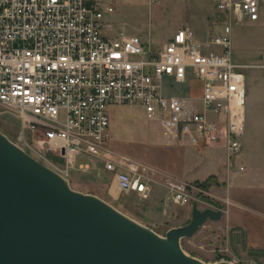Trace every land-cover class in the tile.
<instances>
[{
    "label": "built area",
    "instance_id": "built-area-1",
    "mask_svg": "<svg viewBox=\"0 0 264 264\" xmlns=\"http://www.w3.org/2000/svg\"><path fill=\"white\" fill-rule=\"evenodd\" d=\"M260 13V0H217L219 33L198 42L182 28L153 50L138 36L101 35L103 13L87 0H0V106L19 122L13 144L48 165L56 159L62 178L89 170L80 157L99 161L121 195L146 202L156 173L106 145L108 106L139 105L169 141L195 149L222 144L230 162L242 150L244 71L264 74V53L256 65L233 62L230 36ZM188 74L200 83L198 98L163 95L165 79L184 84ZM163 185L166 202L179 207L207 194L172 178Z\"/></svg>",
    "mask_w": 264,
    "mask_h": 264
},
{
    "label": "rangeland",
    "instance_id": "rangeland-1",
    "mask_svg": "<svg viewBox=\"0 0 264 264\" xmlns=\"http://www.w3.org/2000/svg\"><path fill=\"white\" fill-rule=\"evenodd\" d=\"M87 1L97 5L103 13L101 35L106 37H114L117 34L138 36L143 41H148L153 50L162 49L175 32L182 28L190 29L193 39L202 42L214 36L215 32L217 34L219 30L217 26L221 25L218 15L215 13L207 14V21L203 19L204 14L199 13L201 6L197 3L201 0H162L153 5H150L148 0ZM108 6L113 7L112 14L105 12ZM260 7L264 20V0H260ZM230 39L233 62L259 64L261 55L264 53V25H251L244 21L242 24L232 27ZM244 74V130L241 137L243 149L239 156L230 160L229 170L231 173H237L239 166H242L253 171L252 173H238L231 187L248 185L260 188L264 186V74L259 69L245 70ZM194 80L197 81L191 74H188L184 84L171 82L169 93L197 96L198 86ZM107 114L109 138L106 145L108 148L151 168L158 175H160L158 167L167 168L181 177L183 181H191L185 183L194 184L195 180L199 183L204 182L203 179L207 173L214 174L222 170L221 172L225 174V157L221 150L210 146L205 148L201 154L188 146L168 145L167 137L163 133L159 120L147 118L141 106L109 105ZM18 132V120L6 113L5 109L0 106V134L14 143ZM168 150L174 152L179 162L169 157ZM27 153L53 171L63 170V166L56 159H51L53 165H48L40 158L37 159V155L34 153ZM187 161H189L188 165ZM77 163L80 161L78 160ZM81 163L87 164L89 170L82 172L75 168L70 170L63 179L75 192L91 196L100 194L90 162ZM219 181L226 186L224 180ZM219 186L211 184L208 190L204 189L207 192L206 195L194 194L191 203L183 207L167 203L168 193L166 196L165 193L159 195L156 190L153 191L152 199L148 202H140L133 197H123L118 204H112L106 199L104 202L126 217L136 218V220H140L141 214L148 211L149 203L152 200L159 213L166 206L163 215L148 216L147 225L141 224L160 237H164L165 231H168L169 227H180L187 220L189 222L191 218L189 212L194 204L198 210L221 211L220 219L207 220L191 238L182 240L180 242V246L182 242L184 245V249L181 246L182 250L188 256L206 264H248L250 261L254 264H264V232H250L248 236L246 231L232 228L226 224L225 217H227V206L230 205V201L226 194L222 195L226 190L225 187ZM105 187L109 188L108 185ZM216 188L221 193L218 192L221 195L220 198L223 197V203L220 202L219 197L212 194ZM257 227L255 223H251L252 229Z\"/></svg>",
    "mask_w": 264,
    "mask_h": 264
},
{
    "label": "water",
    "instance_id": "water-1",
    "mask_svg": "<svg viewBox=\"0 0 264 264\" xmlns=\"http://www.w3.org/2000/svg\"><path fill=\"white\" fill-rule=\"evenodd\" d=\"M220 216L193 205L186 225L160 237L99 198L73 191L0 134V264H206L180 242Z\"/></svg>",
    "mask_w": 264,
    "mask_h": 264
},
{
    "label": "crops",
    "instance_id": "crops-1",
    "mask_svg": "<svg viewBox=\"0 0 264 264\" xmlns=\"http://www.w3.org/2000/svg\"><path fill=\"white\" fill-rule=\"evenodd\" d=\"M216 2H217V0H201L200 2H197L201 6V10L199 11V13L204 14L203 19L205 21H207V19H206L208 17L207 14L213 15V13H215V3ZM217 17L219 18V23L221 24V21H220L221 17L219 15ZM249 24H251V25H255V24L264 25L262 12L260 13V17H259V20L257 22L249 23ZM220 26L221 25L217 26L219 28V30L217 31L218 33L220 31ZM215 34H216V32H215ZM207 40H204V41H207ZM204 41H202V42H204ZM198 42H200V41H198ZM194 82L197 83V86H198V95L197 96H190L189 94H188V96H184L182 94L179 95V94L169 93V86L170 87L172 86L171 81L169 79H165L163 81V95L166 97L178 96V97L198 98L201 94V86H200V83L198 84L197 81L194 80ZM167 144L168 145H175L174 142L169 141L168 139H167ZM212 147L217 149V150L222 151V154L225 157L226 171H225V174H224V172H221L222 170H219V172H216L214 174L207 173L203 180L205 181L209 177H214L212 185H214L216 187H218L219 185H220L219 187H221V186L225 187L224 189H226V190L224 191V193H222V195L224 196L226 194V196L228 197V199L230 201L229 202L230 205L228 204V206H227V214H226L227 217H225L226 224L228 226H231L232 228H237L238 230L246 231L248 236H249L250 232H252V233H255V231L264 232V229H263V227H264V186L257 188V187L248 186V185H246V186L241 185L239 187L232 188L231 185L234 182V180L236 179L235 177H236V175H238V171H237V173H231L230 172L229 169L231 167V163L227 160L225 150H224V147L222 144H218V145H215ZM204 149L205 148H202V149H195L194 148V150L197 153H201V154H203ZM242 149H243V146H242ZM168 152H169V157L172 160H176L179 162V159L176 157V155L174 154L173 151L171 152L168 150ZM240 154H241V152L239 153V155ZM78 160L80 161V163L81 162H84V163L90 162V164H91L93 175H95V178L97 180L98 191L100 193V194H93L96 197H98L99 199H102L103 201H105L104 199H106L108 202H110L112 204H118L119 201L121 200V198H123V197H125V198H130V197L132 198L133 197L136 200H138L137 196L135 194L123 196L119 193V191L116 187V184L113 180L112 174L104 171L101 162L96 161V160H89L86 157H80V158H78ZM184 162H185V159L183 161V165H184ZM188 162L189 161H187V165H188ZM158 169H159L158 171H159L160 175H158V173H156L154 171L156 173L155 178H158V179L155 180V178H154V183L152 184V193L154 190H156L159 195H162L165 193V196H166L167 192H166V189L163 185L164 179L165 178H172V179H178L181 181H183V179L181 177L177 176L176 174H174L172 170H168L167 168H159V167H158ZM252 171L253 170H247L246 169V172L252 173ZM209 175H211V176H209ZM219 180H224L226 182V186L223 183H219L220 182ZM183 182H191V181H183ZM195 182H197V181L195 180ZM106 185H108V187H109L108 189L105 187ZM218 192H219V189L216 188V190H214L212 194L214 196H217L220 198L221 193L219 192L220 193L219 194ZM151 196H152V194H151ZM150 199H152V198L150 197ZM222 199H223V197L219 199L220 202H222ZM148 201H146V202H148ZM164 203H165V201H164ZM156 207L157 206H156L155 202L152 200L151 203H149L148 211L143 212L141 214L140 220H136V218H130V219H133V220L135 219L134 221H136L137 223H140L142 225H147L146 222H148V216H155L156 214L159 216L163 215L164 209L167 208L166 206L163 207L161 210V213H159L157 211ZM189 214L191 216V211L189 212ZM221 217H222V212H221L220 218ZM252 222L255 223L258 227L252 229L251 228ZM187 223H188V220L183 225H186ZM175 227L176 226L169 227L168 230L171 228H175ZM165 232H167V230ZM256 241H259V240H256ZM256 245H257V243H256Z\"/></svg>",
    "mask_w": 264,
    "mask_h": 264
},
{
    "label": "trees",
    "instance_id": "trees-1",
    "mask_svg": "<svg viewBox=\"0 0 264 264\" xmlns=\"http://www.w3.org/2000/svg\"><path fill=\"white\" fill-rule=\"evenodd\" d=\"M53 159V158H52ZM214 180V177H209L206 181L202 182V183H199V182H195L194 184L197 185L198 187H202L203 189H206L208 190L210 185L212 184ZM181 246L182 248L184 249V245H183V242L181 243ZM258 253L261 254V252L257 251Z\"/></svg>",
    "mask_w": 264,
    "mask_h": 264
}]
</instances>
